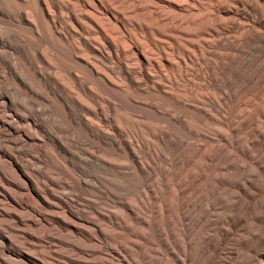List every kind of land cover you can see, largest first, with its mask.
<instances>
[{
	"label": "bare ground",
	"instance_id": "obj_1",
	"mask_svg": "<svg viewBox=\"0 0 264 264\" xmlns=\"http://www.w3.org/2000/svg\"><path fill=\"white\" fill-rule=\"evenodd\" d=\"M263 50L264 0H0V192L15 207L9 188L45 210L65 180L76 195L122 203L136 220L126 240H115L113 229L126 223L119 213L107 231L96 225L110 250L123 252L121 264H264V224L250 230L248 223L264 219ZM206 84L212 89L200 93ZM198 97L214 106L188 102ZM180 105L199 117L188 122ZM208 108L215 126L200 118L210 120ZM152 112L172 124L159 128L162 162L149 173L163 180L167 196L150 206L140 181L148 172L120 124ZM196 126L197 142L189 138ZM37 133L47 135L46 150ZM99 145L124 162L100 159ZM169 147L174 159L163 154ZM186 148L197 150L190 168L182 166ZM65 156L76 164L67 168ZM21 157L42 161L53 177H31ZM116 189L142 200L130 204ZM57 224L79 231L74 222ZM227 241L231 252L221 262ZM69 247L79 251L77 243Z\"/></svg>",
	"mask_w": 264,
	"mask_h": 264
},
{
	"label": "rangeland",
	"instance_id": "obj_2",
	"mask_svg": "<svg viewBox=\"0 0 264 264\" xmlns=\"http://www.w3.org/2000/svg\"><path fill=\"white\" fill-rule=\"evenodd\" d=\"M237 11L238 16L243 14L241 8H238ZM223 29L225 30V28ZM223 32V30H220V33ZM262 60H264V50L261 53V61ZM261 70H263V68H258L256 71ZM259 74L260 72H256V75ZM211 89L212 88L206 84L204 86H200L198 91L200 93H204L206 90ZM201 101L206 103L208 107L214 106L210 100H204L201 99V97H198L197 101L188 102L196 108H201ZM208 109L210 115L212 116L210 120L201 114L200 118L208 126H215L216 123L214 119L217 118L216 113L214 109ZM177 110L178 112L187 115L188 122L191 119L194 120V118L199 117V112H194L185 106L180 105ZM149 115L150 116L148 118L141 121L136 120V122L133 123L123 122L120 124V126L125 133L126 139L135 149V154L138 156L141 167H143V169L148 172V176L145 175L147 176L146 178L144 176L145 179L140 178V181H143V184L145 185L142 190L143 196L150 206H152L156 197H158L160 201H163L167 196L166 186L163 180L160 179L154 182V178H152L149 173L155 169V167L159 164V161L162 162V154L160 151L162 146L158 140L159 128L162 124L171 125L172 123L163 120V118L153 112ZM229 119L230 114L227 116V120ZM11 120L13 119H8L9 122ZM203 126L199 125L200 128ZM200 128H198V126L195 127V132L197 134L194 133L193 135L189 136L191 140L195 142L199 140L198 137L201 135ZM179 130L183 135L187 136L180 128ZM40 134L41 133L35 134V140L37 141L36 144L41 146L44 145L43 149L46 150L50 141L47 135L42 133L41 135L44 136L42 137ZM5 135L6 133L4 132V129L0 128V138L5 139ZM24 142L21 144L24 145ZM43 142L48 143L43 144ZM82 147L84 150L92 151L90 145H83ZM175 149L176 148L171 149V147H169L167 148L168 151L163 154H171L172 158L174 159ZM183 153L186 159L185 162H182L183 168L192 167L196 158L198 157H195L197 154L196 148H186ZM96 155L107 163L124 162L123 156H118V154L112 149L103 147L101 145H99ZM64 158L67 162L65 165L67 168H71L70 166H74L76 164L74 160H68L66 156ZM81 158L84 164L91 163L92 161L90 158ZM26 160L28 162L30 161L29 163L33 169V173L28 171V174L31 175V177H35L37 175L36 177L38 180L41 179L42 182L47 180V176L50 178L53 177L51 174L46 175L44 171L41 170L43 166L45 167L42 161H31L25 157H21L22 165L26 166L28 164ZM127 163L132 166V169H135L136 173L138 174V168L129 161H127ZM0 164L2 167L4 166L2 160H0ZM178 167L179 166L175 167L172 165L171 168H168V177H171V182H173L176 187L177 185H180L181 181L180 176L177 179L174 174ZM40 170L41 173H39ZM70 186L72 185L63 180V183L59 185V190H54V192H52L54 200L48 202L50 207L46 208L45 210H42L41 206L39 207V204H37L36 201L33 202L32 200H26L24 196L18 194L17 191L9 188L12 195L18 200L19 203V207H15L8 199H6L3 193L0 192V260H3L9 264H99V262L100 264H121L120 261L122 260L123 252L121 253V250L119 249L116 251L110 250V244L107 241L106 236L100 234L101 232L97 226L102 225L100 228L102 227L107 231L109 228H111V223L113 221L112 216L116 213H119L122 217V220H125L126 223H121V227L117 226L113 229V231L115 233V240L117 242H121L130 236V225L133 227L136 225L135 218L132 215L127 214L125 211V206L122 203H117L114 201L109 203L105 200L100 202L97 201L93 196L84 192L80 195H76L74 193L75 189ZM38 189L39 192L49 194L48 191L43 188V185H38ZM50 189L53 188L51 187ZM115 191L130 204H136L142 200V196L137 194L135 190L132 193H124L121 189H116ZM176 192V198L179 199L180 195L178 189H176ZM32 203L35 204L33 205ZM27 204L31 207L33 206L34 210L37 209L36 211L38 213L45 214L43 216L44 219L34 215L31 210L27 208ZM71 215L79 216L81 220L75 221L72 219ZM55 217L57 219H54ZM57 220L63 223H76L78 225V233L73 235L69 230H62L57 224ZM248 223L251 224L250 230H252L255 226L263 225L264 219L255 220L252 218L248 221ZM232 238H234V236L229 237V239ZM23 241H26L27 244L23 245ZM72 243L78 244L79 251L70 250L69 244ZM87 247L93 248L87 252ZM231 248L232 246L230 245L229 241H227L225 246H222V249L219 253V259L221 262H225L229 258Z\"/></svg>",
	"mask_w": 264,
	"mask_h": 264
}]
</instances>
